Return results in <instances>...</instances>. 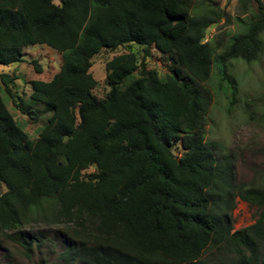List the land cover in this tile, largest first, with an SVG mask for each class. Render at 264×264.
I'll return each instance as SVG.
<instances>
[{
  "label": "trees",
  "instance_id": "16d2710c",
  "mask_svg": "<svg viewBox=\"0 0 264 264\" xmlns=\"http://www.w3.org/2000/svg\"><path fill=\"white\" fill-rule=\"evenodd\" d=\"M239 2L246 31L215 59L204 39L218 16L197 15L195 0H0V65L23 62L30 46L63 54L51 81L31 82L30 101L52 114L36 140L0 94V237H16L30 257L27 224L67 222L65 264H202L215 252L223 264H264V186L237 184L230 159L207 144L212 97L191 85L217 63L235 94L227 63L258 58L264 0ZM130 45L144 49L142 62L130 51L107 63L98 99L93 58ZM154 52L181 69L160 79L146 68ZM236 198L260 211L241 230Z\"/></svg>",
  "mask_w": 264,
  "mask_h": 264
},
{
  "label": "rangeland",
  "instance_id": "374dc122",
  "mask_svg": "<svg viewBox=\"0 0 264 264\" xmlns=\"http://www.w3.org/2000/svg\"><path fill=\"white\" fill-rule=\"evenodd\" d=\"M197 15L215 12L218 23L212 24L204 42L210 41L217 48L215 59L225 54L232 43L246 31L250 16L245 15L239 0H195ZM214 25V27H212ZM260 54L250 63L233 60L227 63V76L234 79L236 93L227 81L223 80L221 67L214 64L209 81L190 84L207 91L212 97L208 111L206 141L216 148L219 160L229 158L237 184L264 186V34L260 37ZM137 54L141 63L144 49L130 45L117 51L103 50L92 62V74L98 85L94 94L98 99L105 98L107 86L106 66L115 57L127 52ZM37 61L42 73H37L33 62ZM63 54L46 45L25 48L24 60L11 66L0 65V94L8 110L30 140H36L48 124L52 114L47 113L43 105L30 101L31 82L51 81L60 71ZM149 72L165 79L175 69H181L173 57L154 52L146 61ZM182 79L188 82L186 74ZM9 90V92H8ZM36 111L37 119H32L18 109ZM95 173V169L84 172ZM259 209L239 198L234 200L231 214L234 230H241L253 225L259 217ZM75 225L67 222L53 225L45 222H32L22 230L23 236L34 239L30 257L16 237H0V264H65L62 254L68 249L73 239ZM13 236V235H12ZM264 251V250H263ZM218 253L206 254L202 264H223Z\"/></svg>",
  "mask_w": 264,
  "mask_h": 264
},
{
  "label": "water",
  "instance_id": "95a60500",
  "mask_svg": "<svg viewBox=\"0 0 264 264\" xmlns=\"http://www.w3.org/2000/svg\"><path fill=\"white\" fill-rule=\"evenodd\" d=\"M212 27H214V25Z\"/></svg>",
  "mask_w": 264,
  "mask_h": 264
}]
</instances>
